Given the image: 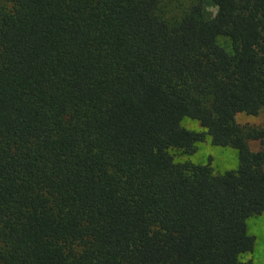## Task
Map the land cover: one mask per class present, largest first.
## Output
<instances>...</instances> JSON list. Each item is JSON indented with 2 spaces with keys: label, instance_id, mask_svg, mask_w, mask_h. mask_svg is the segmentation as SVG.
Instances as JSON below:
<instances>
[{
  "label": "trees",
  "instance_id": "1",
  "mask_svg": "<svg viewBox=\"0 0 264 264\" xmlns=\"http://www.w3.org/2000/svg\"><path fill=\"white\" fill-rule=\"evenodd\" d=\"M183 1L0 0V264L253 249L264 126L235 116L264 110V0ZM205 137L235 169L173 161Z\"/></svg>",
  "mask_w": 264,
  "mask_h": 264
},
{
  "label": "rangeland",
  "instance_id": "2",
  "mask_svg": "<svg viewBox=\"0 0 264 264\" xmlns=\"http://www.w3.org/2000/svg\"><path fill=\"white\" fill-rule=\"evenodd\" d=\"M181 6H184L183 0H181ZM235 120L242 126L262 127L264 126V110L255 116L239 113L235 116ZM181 126L190 131H202L195 121L187 118L181 120ZM248 144L251 150L261 147L257 141H249ZM169 154L175 163L204 164L209 158V165L215 174L236 168L235 150L214 146L207 137L195 143V150L192 154L187 155L175 149L170 150ZM246 228L247 233L254 237V246L250 252L239 257L237 264H264V213L249 217L246 220Z\"/></svg>",
  "mask_w": 264,
  "mask_h": 264
}]
</instances>
